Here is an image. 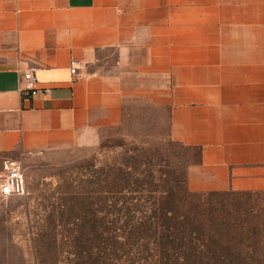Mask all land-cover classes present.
<instances>
[{"label":"crops","instance_id":"1","mask_svg":"<svg viewBox=\"0 0 264 264\" xmlns=\"http://www.w3.org/2000/svg\"><path fill=\"white\" fill-rule=\"evenodd\" d=\"M144 92L200 152L191 192H264V0H0V177L94 145Z\"/></svg>","mask_w":264,"mask_h":264},{"label":"rangeland","instance_id":"2","mask_svg":"<svg viewBox=\"0 0 264 264\" xmlns=\"http://www.w3.org/2000/svg\"><path fill=\"white\" fill-rule=\"evenodd\" d=\"M161 102L154 92L134 94L94 145L25 167L26 196L0 198V264H154L145 222L158 221L148 218L172 193L190 191L200 160L198 149L173 140Z\"/></svg>","mask_w":264,"mask_h":264},{"label":"trees","instance_id":"3","mask_svg":"<svg viewBox=\"0 0 264 264\" xmlns=\"http://www.w3.org/2000/svg\"><path fill=\"white\" fill-rule=\"evenodd\" d=\"M182 197L172 193L148 218L158 221L145 222L141 238L155 245L147 247L154 264H264V192L186 190Z\"/></svg>","mask_w":264,"mask_h":264},{"label":"built area","instance_id":"4","mask_svg":"<svg viewBox=\"0 0 264 264\" xmlns=\"http://www.w3.org/2000/svg\"><path fill=\"white\" fill-rule=\"evenodd\" d=\"M70 70L73 76L78 75V63L72 60L70 63ZM23 80L25 81V91L30 96L35 97L39 93L49 95V89H39L37 87V79L33 72L23 74ZM3 177H0V198L8 199L11 197H25L27 194V184L25 169L21 162L7 161L4 163Z\"/></svg>","mask_w":264,"mask_h":264}]
</instances>
